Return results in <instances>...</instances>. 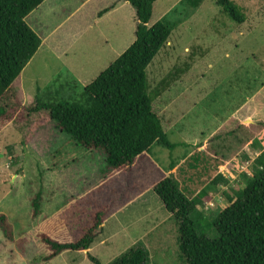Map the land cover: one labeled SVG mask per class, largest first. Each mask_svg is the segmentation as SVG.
Here are the masks:
<instances>
[{
  "label": "rangeland",
  "instance_id": "1",
  "mask_svg": "<svg viewBox=\"0 0 264 264\" xmlns=\"http://www.w3.org/2000/svg\"><path fill=\"white\" fill-rule=\"evenodd\" d=\"M233 1L246 14L243 23L223 14L216 0H205L197 8L183 0H156L150 23L164 20L176 27L147 68L150 92L163 79H173L154 100L153 110L171 142L188 141L172 152L153 145L158 160L175 163V157L193 149L195 156L187 164L185 157L181 165L185 176L198 177L202 165L216 162V173L236 175L225 191L229 194L254 175L255 160L264 151V125L250 129L252 139L246 145L226 135L240 123L247 128L264 123V0ZM82 2L45 0L25 18L43 41L14 82L23 105L36 98L80 101L84 87L77 82L88 85L134 41L137 20L129 2ZM115 2L117 7L99 17L101 10ZM176 69L183 71L176 74ZM204 148L215 157L199 152ZM151 154L132 168L105 177L104 157L85 150L54 122L39 128L26 146L11 123H0V215L8 224L6 233L0 227V264H92L87 253L102 264L112 260L101 251L111 246L102 242L101 231L90 251H65L52 259H47L50 251L41 235L59 242L75 241L84 227L92 225V215L100 208L108 206L107 215L113 214L153 190L166 174L152 165ZM216 182L221 189L227 184ZM206 188L217 189L210 181ZM39 192L41 210L34 216L32 201ZM209 209L203 210L207 220L197 217V231L214 238L210 221L220 210ZM141 213L130 209L114 218L113 224H124ZM177 240L167 244L163 255H152L148 263L186 264Z\"/></svg>",
  "mask_w": 264,
  "mask_h": 264
},
{
  "label": "trees",
  "instance_id": "2",
  "mask_svg": "<svg viewBox=\"0 0 264 264\" xmlns=\"http://www.w3.org/2000/svg\"><path fill=\"white\" fill-rule=\"evenodd\" d=\"M43 1L0 0V123H11L20 134L21 144L26 146L39 128L54 122L61 133L69 135L85 150L104 157L105 177L132 168L145 158L153 145L169 151L185 145L170 141L161 118L153 110L154 100L173 79H163L154 92L148 87L147 68L176 27L164 20L150 23L156 0H128L137 20L134 41L84 87L80 101L45 102L36 98L29 105L20 102L14 82L42 42L25 18ZM183 1L197 8L205 0ZM216 4L233 22L245 21L243 8L233 0H216ZM111 8H104L99 16ZM182 71L176 69V74ZM261 125L264 123L247 128L240 123L226 135L240 139L239 145H244L253 134L250 129H258ZM255 164L254 175L236 190L235 196L225 193L230 205L211 221L216 231L214 238L197 231V217H201L197 205L202 202L206 190L190 198L183 193L173 174L153 186L178 225L180 251L186 264H264V151ZM217 180L225 182L221 174L211 183L217 185ZM40 198L39 192L32 201L34 216L41 210ZM107 213L108 206L94 212L92 225L84 227L81 237L72 242H59L42 234V242L50 251L47 259L65 251L89 249ZM0 227L6 233L8 224L3 215H0ZM87 258L92 264H102L90 253ZM148 261L145 246L136 244L106 264H149Z\"/></svg>",
  "mask_w": 264,
  "mask_h": 264
},
{
  "label": "crops",
  "instance_id": "3",
  "mask_svg": "<svg viewBox=\"0 0 264 264\" xmlns=\"http://www.w3.org/2000/svg\"><path fill=\"white\" fill-rule=\"evenodd\" d=\"M87 1L89 0H83L81 5H83ZM111 6L112 8L108 12H106L107 14L110 13L115 7H117V2L113 3V5ZM106 13L99 17L107 15ZM41 41H43V39H41ZM77 83L85 87V84H81V82L79 81ZM181 130L179 132H182ZM178 143H185V145H188V141L186 140H181ZM153 150L151 149L149 151L150 153H152V157H150V162L153 166L155 164L156 167L160 168L161 175L166 174L162 176L161 179L165 176L173 174L179 182V186L183 193H185L190 198L195 197L202 189L206 190V195L202 196L201 198L202 202L197 205V209L200 212L202 219L207 220V215L203 212L204 209L210 211L209 207H214L215 209L221 211L230 205V202L226 197L225 191L229 189L231 185L234 184L235 180H233L232 178L236 176L235 174L229 172V176L228 173L222 172L221 175L225 179L224 183H227L223 189H221V186L219 184L213 185L217 189L206 188L207 183L209 181L212 182V180L221 172L218 171L216 173V162H209V164L205 163L204 165H202L201 173L200 175H198V177L194 173L192 175L185 176L186 171H184V166L181 165L184 163L185 157H188L186 159L187 161H185V163L187 164V162L191 158V155L194 154L193 149L188 153H182L175 157V163L170 162V160L172 159H169L168 162L165 163L160 162L157 158L156 153ZM203 151L207 152V154H209L210 156L215 157V155H211L208 151H206L205 148L199 152L203 153ZM147 153L145 154L147 155ZM177 160L179 161L177 162ZM192 163L193 162L190 163V167L192 166ZM166 171H168V173ZM181 175H183V180L180 181L179 178L181 177ZM147 192L148 193L145 192L139 195L134 201L130 202L128 205L119 208L117 212L107 216L106 220L101 226L102 236L100 238L102 242L111 243V246L104 247L101 250L103 253L108 252V256H112L115 258L119 254H121L122 251H125L136 244H143L148 251L150 259L152 255H163L168 250L167 244L172 240L178 241V225L176 221H173L174 219L172 214L165 208L162 201L159 202L157 200V198L159 199V196L153 190ZM228 195L233 197L235 196V193H228ZM151 202L153 203V206H151ZM146 208H148V210L145 211ZM130 209H139L144 213H141L140 217H138V214H134L129 219L125 220L124 224L119 221V224L114 226L113 222L116 220V218L121 214L126 213ZM140 232L141 234H139ZM91 249L92 247L89 250H85V252L90 251Z\"/></svg>",
  "mask_w": 264,
  "mask_h": 264
},
{
  "label": "water",
  "instance_id": "4",
  "mask_svg": "<svg viewBox=\"0 0 264 264\" xmlns=\"http://www.w3.org/2000/svg\"><path fill=\"white\" fill-rule=\"evenodd\" d=\"M125 1H128V0H125Z\"/></svg>",
  "mask_w": 264,
  "mask_h": 264
}]
</instances>
